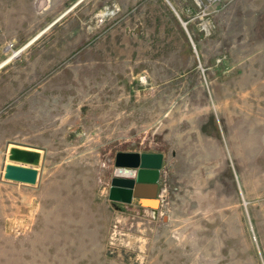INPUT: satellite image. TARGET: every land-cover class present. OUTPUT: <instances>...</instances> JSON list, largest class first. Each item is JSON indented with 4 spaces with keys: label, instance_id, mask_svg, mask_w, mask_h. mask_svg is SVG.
I'll use <instances>...</instances> for the list:
<instances>
[{
    "label": "rangeland",
    "instance_id": "rangeland-1",
    "mask_svg": "<svg viewBox=\"0 0 264 264\" xmlns=\"http://www.w3.org/2000/svg\"><path fill=\"white\" fill-rule=\"evenodd\" d=\"M215 6L0 0V264H264V0ZM119 151L163 154L156 213L110 200Z\"/></svg>",
    "mask_w": 264,
    "mask_h": 264
},
{
    "label": "water",
    "instance_id": "water-1",
    "mask_svg": "<svg viewBox=\"0 0 264 264\" xmlns=\"http://www.w3.org/2000/svg\"><path fill=\"white\" fill-rule=\"evenodd\" d=\"M40 158V151L13 146L3 175L12 181L35 184L40 176ZM162 164L161 152H117L116 171L109 189L110 200L127 204L140 201L142 206L146 203L156 213L162 201L158 194Z\"/></svg>",
    "mask_w": 264,
    "mask_h": 264
},
{
    "label": "built area",
    "instance_id": "built-area-1",
    "mask_svg": "<svg viewBox=\"0 0 264 264\" xmlns=\"http://www.w3.org/2000/svg\"><path fill=\"white\" fill-rule=\"evenodd\" d=\"M224 1L225 0H195L196 4L199 7V11L196 16L199 19L198 25L205 34L211 33V30L213 28L211 15L217 11V7L215 5L220 4ZM120 10L121 7L118 3L105 5L102 13H100V16L102 17L101 20H104V18L110 13H117Z\"/></svg>",
    "mask_w": 264,
    "mask_h": 264
},
{
    "label": "crops",
    "instance_id": "crops-1",
    "mask_svg": "<svg viewBox=\"0 0 264 264\" xmlns=\"http://www.w3.org/2000/svg\"><path fill=\"white\" fill-rule=\"evenodd\" d=\"M137 1L138 0H119V3L121 4L122 10H123V16H127L128 10H130L132 5H135ZM168 1H170V0H168ZM193 4L195 5V3H193ZM194 5H193V8L188 6L186 10L187 11L195 10L197 8V6L195 5L196 8H194ZM195 15L196 14H194V15L192 14L191 17H190V20H193Z\"/></svg>",
    "mask_w": 264,
    "mask_h": 264
},
{
    "label": "bare ground",
    "instance_id": "bare-ground-1",
    "mask_svg": "<svg viewBox=\"0 0 264 264\" xmlns=\"http://www.w3.org/2000/svg\"><path fill=\"white\" fill-rule=\"evenodd\" d=\"M38 35H39V34H38ZM38 35H37V36H38ZM35 37H36V36H35ZM35 37L32 38L31 41H29L25 46H27L28 44H30V43L35 39ZM25 46H24V47H25ZM24 47H23V48H24ZM23 48H22V49H23ZM22 49L16 51V52L14 53V55L18 54ZM12 57H13V56L9 57L8 59H6V60L3 61L2 63H0V66H1L3 63H5L6 61H8L10 58H12Z\"/></svg>",
    "mask_w": 264,
    "mask_h": 264
},
{
    "label": "flooded vegetation",
    "instance_id": "flooded-vegetation-1",
    "mask_svg": "<svg viewBox=\"0 0 264 264\" xmlns=\"http://www.w3.org/2000/svg\"><path fill=\"white\" fill-rule=\"evenodd\" d=\"M141 153H143V152H141ZM162 170V169H161ZM160 175H161V172H160ZM160 183V182H159Z\"/></svg>",
    "mask_w": 264,
    "mask_h": 264
}]
</instances>
